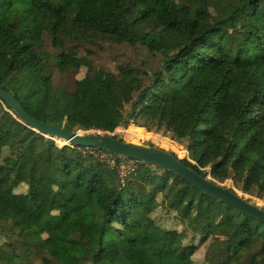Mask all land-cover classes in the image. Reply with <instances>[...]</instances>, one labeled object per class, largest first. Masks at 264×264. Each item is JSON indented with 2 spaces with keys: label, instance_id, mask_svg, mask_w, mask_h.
I'll list each match as a JSON object with an SVG mask.
<instances>
[{
  "label": "trees",
  "instance_id": "16d2710c",
  "mask_svg": "<svg viewBox=\"0 0 264 264\" xmlns=\"http://www.w3.org/2000/svg\"><path fill=\"white\" fill-rule=\"evenodd\" d=\"M109 44L111 67L92 57ZM0 89L68 132L158 133L202 178L264 195V0H0ZM55 139L0 98V264H264L263 221Z\"/></svg>",
  "mask_w": 264,
  "mask_h": 264
},
{
  "label": "water",
  "instance_id": "95a60500",
  "mask_svg": "<svg viewBox=\"0 0 264 264\" xmlns=\"http://www.w3.org/2000/svg\"><path fill=\"white\" fill-rule=\"evenodd\" d=\"M0 98L6 102L21 120L41 133L65 139L67 140V144L71 142L86 147L103 148L111 152L114 157L116 156L115 158L124 157L154 164L187 179L204 193L231 204L242 214L252 216L264 222V210L244 201L229 189L217 186L207 179L202 178L192 169L183 166L179 160L169 152L161 149H147L144 147L132 146L119 141L117 138L113 139L110 136H105L98 132L89 135H86L84 131L68 132L33 118L20 107L10 94L2 89H0Z\"/></svg>",
  "mask_w": 264,
  "mask_h": 264
},
{
  "label": "rangeland",
  "instance_id": "374dc122",
  "mask_svg": "<svg viewBox=\"0 0 264 264\" xmlns=\"http://www.w3.org/2000/svg\"><path fill=\"white\" fill-rule=\"evenodd\" d=\"M116 48L122 49V48L116 47L115 44H109L108 46L104 47L103 49H97V50L94 49L95 52L92 55V57H95L97 59V61H101V62H103L104 59L107 58V60L110 62V67H111L112 62H114L112 64H116L119 61V55L121 54L120 51L116 50ZM106 67H108V65ZM110 67H109V69H110ZM130 127H134V126H128L126 128H130ZM126 128H117V139L119 141H122L123 143H127V144H130L132 146H136V147H142V148L144 147L147 149H161V150H164V151L169 152L170 154L174 155V157H176L178 160H180L183 156H187V151L185 149L184 144L181 145V150L177 154L175 152V150H177V145H180L179 143H177L173 140H170L169 138L162 136L158 133L147 132L142 127H140V128H142V131L144 132V134L142 136L135 137L131 134L128 137H126L125 133H124V129H126ZM33 130H36V129H33ZM36 131H38V130H36ZM96 133L97 132L89 131V132H86L85 134L89 135V134H96ZM98 133H101V132H98ZM56 138H59V137H56ZM55 140L59 145L67 144V140H65V139L59 138V139H55ZM68 144H69V142H68ZM96 148L103 150V148H99V147H96ZM123 158L124 157H122V158L117 157L116 159L113 160V162L116 161V165H118L119 162ZM1 174H2V170L0 168V175ZM206 177H207V180L210 181L209 180V179H211L210 175L207 174ZM211 183H213L217 186H220L222 188H226V189H228L230 187L237 194V196L242 198V199H243V197L246 198V197L250 196V195H247V194L242 193L241 191L237 190L234 187V185L230 179L225 180L222 183H219L217 181H214ZM249 198H250V200L246 201V202L253 204L256 207L264 210V195L261 197L251 196Z\"/></svg>",
  "mask_w": 264,
  "mask_h": 264
},
{
  "label": "built area",
  "instance_id": "2783aa9c",
  "mask_svg": "<svg viewBox=\"0 0 264 264\" xmlns=\"http://www.w3.org/2000/svg\"><path fill=\"white\" fill-rule=\"evenodd\" d=\"M99 132V131H97ZM91 153L99 158V159H103V160H111V162H113L114 159H116L114 157V155L107 151V150H102V149H97V150H92ZM137 160L134 159H130V158H123L118 165H116V161L113 162V165L115 166L116 172L118 174V178L120 179V181H123V179L125 178V175L127 172H129V170L134 166V162Z\"/></svg>",
  "mask_w": 264,
  "mask_h": 264
},
{
  "label": "bare ground",
  "instance_id": "6f19581e",
  "mask_svg": "<svg viewBox=\"0 0 264 264\" xmlns=\"http://www.w3.org/2000/svg\"><path fill=\"white\" fill-rule=\"evenodd\" d=\"M124 133L125 136L128 137L129 135H133L135 137H140L144 134V132L142 131V128L140 127H130V128H126L124 129ZM181 150V145H177V150H175V152L178 154Z\"/></svg>",
  "mask_w": 264,
  "mask_h": 264
}]
</instances>
